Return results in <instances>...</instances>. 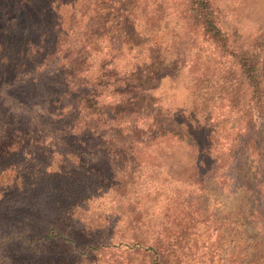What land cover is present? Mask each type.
Here are the masks:
<instances>
[{"label":"rangeland","instance_id":"rangeland-1","mask_svg":"<svg viewBox=\"0 0 264 264\" xmlns=\"http://www.w3.org/2000/svg\"><path fill=\"white\" fill-rule=\"evenodd\" d=\"M74 1L73 10L68 5L62 12H73L81 26L87 25L96 9L95 17L107 14L99 20V31L122 28L131 34V44L157 47L156 65L173 64L156 70L162 80L157 90L163 94L162 111L174 105L189 106V85L196 81L202 91L197 110H205V139L195 132L191 116H179L176 121L187 123L179 128L184 139L204 147L216 162L196 175V154L190 151L188 158L179 157L185 162L177 167L178 175L189 180L170 182L169 190L179 189L167 196L151 195L144 202H134L133 197L126 198L134 194L122 187L123 180L129 185L128 174H117L115 186L103 180L112 162H90V167L94 163L104 167L98 178L90 176L89 170L68 173L57 169L64 160L51 148H28L9 158L0 154V264H32L24 251L32 246L27 240L50 227L73 242L71 262L76 264H142L131 246L147 236L162 234L172 243L188 246L178 256L190 264H264V187L257 185L262 178L252 163L264 155V106L247 100L248 88L240 83L239 72L229 76L234 69L227 68L215 44L192 29L184 17L189 0H144L146 15L131 7L141 0H85L88 10L83 8L84 0ZM98 2L102 9L95 7ZM213 2L232 46L257 57L260 94L264 96V0ZM99 46L103 52L90 57L93 65L110 54L106 40ZM137 49L116 53L118 58L112 60L116 68L121 72L130 69L128 61ZM136 57L142 62L145 58L137 53ZM26 69L10 71L5 77L23 76ZM55 73L51 72V78L60 80ZM232 78L238 81H230ZM234 84L238 87L235 95ZM209 117L212 120L207 122ZM246 134L253 137V150L243 147Z\"/></svg>","mask_w":264,"mask_h":264},{"label":"trees","instance_id":"trees-1","mask_svg":"<svg viewBox=\"0 0 264 264\" xmlns=\"http://www.w3.org/2000/svg\"><path fill=\"white\" fill-rule=\"evenodd\" d=\"M137 2L131 7L133 10L135 7V13L143 14L146 3L144 0ZM99 3L95 7L102 9ZM68 5L71 10L76 7L74 0H0L2 158H9L28 148H51L64 160L58 162L57 169L68 173L71 169L89 170L90 176L98 178L104 167L99 163L90 167V162H112L110 169L105 168L108 175L103 174V180L115 186L118 185L117 174H128L129 185L127 180H123L122 187L128 190L127 193L134 194L126 195V198L133 197L134 202H144L151 195L167 196L179 189L169 190L170 182L189 180L178 175L177 167L185 162L183 159L188 158L190 151L196 154V175L205 172V168L211 169L216 160H211L209 151L201 145L193 144L192 140L186 141L179 128L187 123L176 121V117L191 116L190 123L195 124L192 125L195 132L205 139V110H197L202 91L196 81L189 85L192 97L189 106L174 105L162 111L160 99L163 94L157 93L162 80L156 70L162 65L170 67L173 64L156 65L160 53L157 47L131 44V34L122 28L114 26L99 31V20L107 14L95 17L96 9L87 25L81 26L82 21H77L73 12L63 14ZM188 5L184 17L189 20L192 29L200 31L215 44L227 68L234 69L228 72L229 76L239 72L240 83L245 82L248 88L247 100L264 106L257 57L250 51L232 46L228 34L220 25L213 0H189ZM83 8L89 9L85 0ZM121 23L119 19L118 25ZM103 40L109 43L110 54L99 57L93 65L90 57L103 52L99 46ZM135 48L138 49L128 61L130 69L121 72L122 69L116 68L112 61L118 58L115 54L124 49L131 52ZM136 53L137 56H145L143 62L137 59ZM23 67H28L23 76L12 74L10 79H6V73L21 72ZM189 69L191 66L187 71ZM53 70L60 80L51 78ZM230 81L238 80L232 78ZM231 86L233 94H237V84ZM211 120V117L206 119L207 122ZM247 136L242 141L243 147L253 150V137ZM205 152L211 160L209 163L205 160ZM252 163L256 174L262 178L257 185L264 187V155L252 160ZM4 167L12 168L10 165ZM151 236L129 248L141 257L142 264H190L178 256L188 246L172 243L163 234ZM27 241L32 246L24 251L32 264L40 261L46 264H76L71 262V253L75 252L73 242L63 233H58L56 228L50 227L40 236ZM51 251L53 257L50 256Z\"/></svg>","mask_w":264,"mask_h":264}]
</instances>
